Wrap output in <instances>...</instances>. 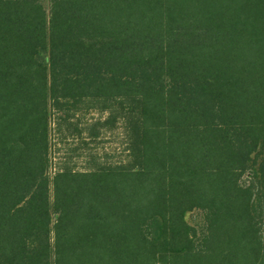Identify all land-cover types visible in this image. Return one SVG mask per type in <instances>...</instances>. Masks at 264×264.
<instances>
[{
  "label": "trees",
  "instance_id": "obj_1",
  "mask_svg": "<svg viewBox=\"0 0 264 264\" xmlns=\"http://www.w3.org/2000/svg\"><path fill=\"white\" fill-rule=\"evenodd\" d=\"M251 170L264 0H0V264H264Z\"/></svg>",
  "mask_w": 264,
  "mask_h": 264
},
{
  "label": "rangeland",
  "instance_id": "obj_2",
  "mask_svg": "<svg viewBox=\"0 0 264 264\" xmlns=\"http://www.w3.org/2000/svg\"><path fill=\"white\" fill-rule=\"evenodd\" d=\"M105 144L101 147L107 152L114 153L118 150V145L112 142V138H107ZM118 152V151H117ZM76 168L81 171L84 169L82 163H77ZM253 171H249L243 177V186L246 188L252 187L255 194V200L257 203V216H258V230L264 236V191L260 188L258 182L254 179ZM186 221L196 231L199 245H203L202 242L207 237V226L202 211H194L186 215Z\"/></svg>",
  "mask_w": 264,
  "mask_h": 264
}]
</instances>
